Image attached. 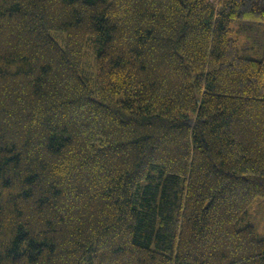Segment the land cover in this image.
I'll use <instances>...</instances> for the list:
<instances>
[{"label":"trees","instance_id":"trees-1","mask_svg":"<svg viewBox=\"0 0 264 264\" xmlns=\"http://www.w3.org/2000/svg\"><path fill=\"white\" fill-rule=\"evenodd\" d=\"M262 225L264 0H0V264H264Z\"/></svg>","mask_w":264,"mask_h":264},{"label":"rangeland","instance_id":"rangeland-1","mask_svg":"<svg viewBox=\"0 0 264 264\" xmlns=\"http://www.w3.org/2000/svg\"><path fill=\"white\" fill-rule=\"evenodd\" d=\"M212 1L217 2V1H219V0H212ZM260 40H261V39H260V37H259L258 42H261ZM237 41H238V43H239V46H241V47H248L249 49L251 48V49H252L251 53L253 54V56H255V57H259V56H260V48L257 46L256 41L252 40L249 36H243L242 34H238V35H237ZM260 44H261V43H260ZM259 199H260V198H258V200H259ZM257 202H259V201H257ZM257 210H258V206L255 207V211H254V213H255ZM251 213H252V212H251ZM248 218H249L251 221H253V222L256 223V217H255L254 214H251V215L249 214ZM263 231H264V227H263V225H262V228H260V229L258 228V232H259L260 234H262Z\"/></svg>","mask_w":264,"mask_h":264}]
</instances>
